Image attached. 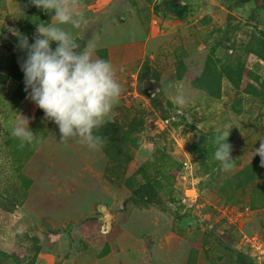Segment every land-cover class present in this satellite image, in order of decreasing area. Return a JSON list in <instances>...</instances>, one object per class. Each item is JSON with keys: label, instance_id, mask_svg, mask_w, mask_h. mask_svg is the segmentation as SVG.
<instances>
[{"label": "rangeland", "instance_id": "374dc122", "mask_svg": "<svg viewBox=\"0 0 264 264\" xmlns=\"http://www.w3.org/2000/svg\"><path fill=\"white\" fill-rule=\"evenodd\" d=\"M72 2L88 23L65 27L81 47L94 40L122 84L98 134L115 123L123 144L60 141L26 98L25 54L9 31L24 34L53 13L0 0V264H264V165L255 155L264 0ZM27 121L30 143L13 134ZM218 130L230 131L228 171L213 157ZM147 183L157 195L150 204L131 196Z\"/></svg>", "mask_w": 264, "mask_h": 264}, {"label": "clouds", "instance_id": "9594fccd", "mask_svg": "<svg viewBox=\"0 0 264 264\" xmlns=\"http://www.w3.org/2000/svg\"><path fill=\"white\" fill-rule=\"evenodd\" d=\"M30 3L53 15L50 22L36 24L31 42L28 35L9 30L17 37V46L25 54L20 68L26 98L58 126L60 141L75 138L90 149L100 148L107 142V137L99 135L98 130L122 94L116 69L110 60L97 55L94 40L81 47L73 32L65 27L70 25L78 29L88 23L85 14L72 0H30ZM175 100L181 105L186 103L182 93L177 94ZM13 134L29 143L35 137L28 121L27 127L17 125ZM229 135V130H218L213 138V157L225 171L235 166ZM257 154L264 165V139L258 148L255 147Z\"/></svg>", "mask_w": 264, "mask_h": 264}, {"label": "trees", "instance_id": "16d2710c", "mask_svg": "<svg viewBox=\"0 0 264 264\" xmlns=\"http://www.w3.org/2000/svg\"><path fill=\"white\" fill-rule=\"evenodd\" d=\"M241 2H248L250 0H239ZM174 11H176L174 9ZM180 14V13H179ZM28 28H30L29 30H34L35 28L34 27H28L26 28V30H24V28L22 29V32H24V34L28 35L29 37V41L31 42L32 41V37L28 34ZM232 80V78H231ZM99 131V130H98ZM104 133L107 137L109 138H114V142H115V146L120 148L122 147V135L120 134V130L118 129L117 125L115 123H111L109 125V128H106L104 129ZM131 196L133 198H135L136 200H139L140 202L142 203H145V204H150L152 202H154L153 200L156 198V193L154 192V186L150 185V184H145V185H142L136 189H134L132 192H131Z\"/></svg>", "mask_w": 264, "mask_h": 264}, {"label": "water", "instance_id": "95a60500", "mask_svg": "<svg viewBox=\"0 0 264 264\" xmlns=\"http://www.w3.org/2000/svg\"><path fill=\"white\" fill-rule=\"evenodd\" d=\"M156 4L158 5L159 10L162 8V10H161L162 14L169 16V17H176L177 14L175 12L178 13V11H174L173 9L166 7L163 3L156 2ZM104 210H105V207L103 206L102 211H104ZM107 216H108V214H107ZM106 227H109L108 221L106 223Z\"/></svg>", "mask_w": 264, "mask_h": 264}, {"label": "crops", "instance_id": "0c3cea01", "mask_svg": "<svg viewBox=\"0 0 264 264\" xmlns=\"http://www.w3.org/2000/svg\"><path fill=\"white\" fill-rule=\"evenodd\" d=\"M161 3H163L166 7L171 8V9H173V10H174V8H175V7H173V6L170 7V4H168V3H165V2H161ZM104 9H105V8H104ZM160 10H162V8H161ZM177 10H178V9H177ZM93 12H95V14H96V13H98V12H100V11H99V10H96V11H93Z\"/></svg>", "mask_w": 264, "mask_h": 264}]
</instances>
